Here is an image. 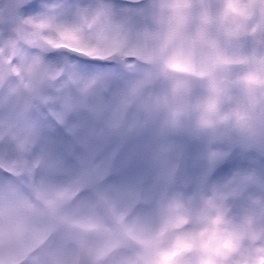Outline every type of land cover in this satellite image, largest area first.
<instances>
[{
    "label": "clouds",
    "instance_id": "obj_1",
    "mask_svg": "<svg viewBox=\"0 0 264 264\" xmlns=\"http://www.w3.org/2000/svg\"><path fill=\"white\" fill-rule=\"evenodd\" d=\"M55 126L91 128L97 155L146 138L152 183L130 212L106 190L117 200L107 228L69 219L72 242L36 239L39 259L23 264H264V168L211 179L237 148L264 158V0H44L27 14L0 0V167L39 187L35 162ZM184 139L201 146L194 181L180 179ZM85 183L43 190L38 228L76 208ZM32 228L3 226L0 264H21Z\"/></svg>",
    "mask_w": 264,
    "mask_h": 264
},
{
    "label": "rangeland",
    "instance_id": "obj_2",
    "mask_svg": "<svg viewBox=\"0 0 264 264\" xmlns=\"http://www.w3.org/2000/svg\"><path fill=\"white\" fill-rule=\"evenodd\" d=\"M43 2L31 0V3L25 5L24 0H12L14 5L23 7L26 14L38 11ZM51 58H55V54ZM72 60L85 71L99 72L107 78L120 72L113 62L106 61L103 64L81 57H72ZM93 134L91 128L78 129L75 134H70L65 128L55 126L54 131L48 133L47 151L35 162L38 171L34 179L39 181V187L34 186L33 179H21L11 168L0 167V239L3 238L5 224L12 230L20 228L26 220H30L33 225L30 241L20 257L21 264L29 258L34 261L39 259L31 256L35 250L32 241L36 239L48 243L50 248L72 242L76 233L68 227H62L69 219L73 225L107 228L106 222L110 215H117V200L109 196L106 190L115 197H127L124 207L128 212L135 207L136 195L148 192L152 183V170L147 162L149 141L146 138L133 141L118 151L116 145H109L97 155L94 150L86 147ZM182 143L184 146V140ZM200 149V144L196 145L190 153L192 161L187 165L181 163V180L194 181L201 174L203 166L194 168L193 164L198 159ZM252 167L264 168V158L257 157L255 153H244L237 148L215 168L211 179L223 180L236 171ZM78 177L86 182L75 189L82 194L81 203L58 218L55 225L38 228L43 217L37 212L33 200H40L43 190L52 184ZM101 200L107 202V211L100 208ZM13 256L15 253L10 254V257Z\"/></svg>",
    "mask_w": 264,
    "mask_h": 264
},
{
    "label": "water",
    "instance_id": "obj_3",
    "mask_svg": "<svg viewBox=\"0 0 264 264\" xmlns=\"http://www.w3.org/2000/svg\"><path fill=\"white\" fill-rule=\"evenodd\" d=\"M194 143H195V141L194 140H190V141H188V148H187V150H186V152L189 150V148L191 147V146H193L194 145ZM186 152H185V154H184V156H183V158H185V159H187L188 158V156L186 155Z\"/></svg>",
    "mask_w": 264,
    "mask_h": 264
}]
</instances>
